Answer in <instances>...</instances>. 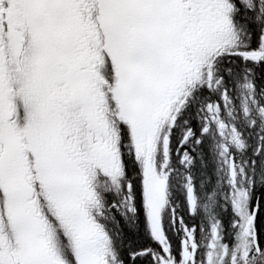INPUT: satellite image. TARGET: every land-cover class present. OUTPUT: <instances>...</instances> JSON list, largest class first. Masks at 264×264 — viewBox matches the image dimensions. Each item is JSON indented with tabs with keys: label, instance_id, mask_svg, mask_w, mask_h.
<instances>
[{
	"label": "snow or ice",
	"instance_id": "snow-or-ice-1",
	"mask_svg": "<svg viewBox=\"0 0 264 264\" xmlns=\"http://www.w3.org/2000/svg\"><path fill=\"white\" fill-rule=\"evenodd\" d=\"M0 264H264V0H0Z\"/></svg>",
	"mask_w": 264,
	"mask_h": 264
}]
</instances>
